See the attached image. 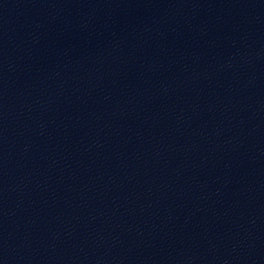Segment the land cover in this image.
Returning a JSON list of instances; mask_svg holds the SVG:
<instances>
[{
  "label": "water",
  "instance_id": "water-1",
  "mask_svg": "<svg viewBox=\"0 0 264 264\" xmlns=\"http://www.w3.org/2000/svg\"><path fill=\"white\" fill-rule=\"evenodd\" d=\"M0 264H264V0H0Z\"/></svg>",
  "mask_w": 264,
  "mask_h": 264
}]
</instances>
